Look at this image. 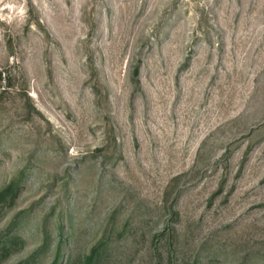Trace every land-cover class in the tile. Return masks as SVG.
<instances>
[{
  "label": "rangeland",
  "instance_id": "1",
  "mask_svg": "<svg viewBox=\"0 0 264 264\" xmlns=\"http://www.w3.org/2000/svg\"><path fill=\"white\" fill-rule=\"evenodd\" d=\"M0 264H264V0H0Z\"/></svg>",
  "mask_w": 264,
  "mask_h": 264
},
{
  "label": "trees",
  "instance_id": "2",
  "mask_svg": "<svg viewBox=\"0 0 264 264\" xmlns=\"http://www.w3.org/2000/svg\"><path fill=\"white\" fill-rule=\"evenodd\" d=\"M1 78H2V72L0 71V79ZM14 185H15V180L13 179L8 184H6L4 187L0 189V201L6 200L8 196H11L12 198L14 197V194H16L15 192L12 193L14 190ZM95 250H96V247H94L92 253L86 257V261H85L86 264H91L90 259L92 258Z\"/></svg>",
  "mask_w": 264,
  "mask_h": 264
}]
</instances>
